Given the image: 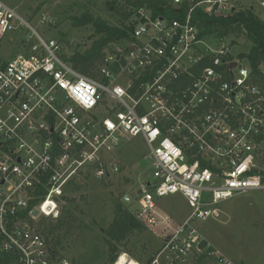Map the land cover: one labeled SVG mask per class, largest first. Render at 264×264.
Here are the masks:
<instances>
[{
    "label": "built area",
    "instance_id": "built-area-1",
    "mask_svg": "<svg viewBox=\"0 0 264 264\" xmlns=\"http://www.w3.org/2000/svg\"><path fill=\"white\" fill-rule=\"evenodd\" d=\"M242 1L172 0L177 17L141 9L131 38L91 68L94 78L63 59L60 41L36 32L23 54H0V245L16 264H77L53 249L41 222L60 218L83 174L119 172L109 155L139 137L153 178L124 203L152 225L160 224L156 199L179 194L191 210L152 264H197L203 256L234 264L195 223L223 202L264 191V64L255 72L223 41L202 37L193 19L197 8L224 16ZM16 19L0 0V42Z\"/></svg>",
    "mask_w": 264,
    "mask_h": 264
},
{
    "label": "rangeland",
    "instance_id": "rangeland-1",
    "mask_svg": "<svg viewBox=\"0 0 264 264\" xmlns=\"http://www.w3.org/2000/svg\"><path fill=\"white\" fill-rule=\"evenodd\" d=\"M1 1L19 17L14 20V29L0 42V54L10 59L23 54L24 44L29 36L36 37L35 32L45 41H60L63 55L70 56L77 49L83 50L91 42L92 28H77L74 23L85 13L102 18L110 26L121 27L120 15L111 4L112 0ZM117 7L122 9L123 5ZM236 7L253 8L264 21L262 0H244ZM134 19L135 16L125 25L132 24ZM231 41L226 39L221 45L230 46L234 54L249 52L250 44L244 39L236 40V46H231ZM120 42L110 44L105 51L118 48ZM148 155L149 148L141 137L122 140L109 155L111 161L118 163L119 172L103 179L96 178L94 173H85L69 186L66 196L75 202L63 201L61 211L78 206L81 212H77L79 220L72 230L59 233L58 251L61 254L77 264H108L105 230L112 223L117 206L134 211L133 206L124 203V197H135L140 181L152 180V163ZM215 209L211 219L195 223L205 239L234 264H264V191L236 196ZM190 211L186 199L179 194L156 199L154 213L169 225H152L146 219L142 220L145 230L134 234L120 248L114 264L123 254L136 264H150L166 237L174 233ZM206 264L214 263L207 261Z\"/></svg>",
    "mask_w": 264,
    "mask_h": 264
},
{
    "label": "trees",
    "instance_id": "trees-1",
    "mask_svg": "<svg viewBox=\"0 0 264 264\" xmlns=\"http://www.w3.org/2000/svg\"><path fill=\"white\" fill-rule=\"evenodd\" d=\"M172 0H112L111 4L120 15L121 27L110 26L100 17L92 13H85L77 19L74 25L77 28L91 26L92 35L90 41L92 46L85 45L83 50L77 49L72 55H63L68 62L80 74L94 78L91 68L103 58L105 49L115 42L130 39L134 30V23L125 25L141 9H150L154 16L169 15L178 16V10L171 6ZM120 4L122 9L118 8ZM188 9V4L183 6ZM182 10V9H181ZM183 11V10H182ZM194 24L198 27L201 36L220 41L232 39L231 44L236 46V40L244 39L250 44V50L241 57L247 59L255 72H259L264 64V21L254 12L253 8H235L230 14L217 16L205 13L203 8H197L194 12ZM264 151V150H263ZM260 163L264 175V153ZM65 202L72 204L75 199L64 197ZM77 212H81L78 206L73 209H63L58 220H43L41 229L43 234L51 240L53 249L58 251L61 244L59 233L70 231L78 223ZM145 230V225L139 221L132 211H128L121 205L115 209L114 219L105 230V239L108 247V264H114L119 256L120 248L136 233ZM206 257L203 256L198 264H206ZM17 256L13 253H6L0 245V264H16ZM153 260L150 264H152Z\"/></svg>",
    "mask_w": 264,
    "mask_h": 264
},
{
    "label": "bare ground",
    "instance_id": "bare-ground-1",
    "mask_svg": "<svg viewBox=\"0 0 264 264\" xmlns=\"http://www.w3.org/2000/svg\"><path fill=\"white\" fill-rule=\"evenodd\" d=\"M117 264H136L134 261H130L127 257V255L123 254L120 256Z\"/></svg>",
    "mask_w": 264,
    "mask_h": 264
},
{
    "label": "crops",
    "instance_id": "crops-1",
    "mask_svg": "<svg viewBox=\"0 0 264 264\" xmlns=\"http://www.w3.org/2000/svg\"><path fill=\"white\" fill-rule=\"evenodd\" d=\"M158 218V217H157ZM184 219H186V218H184ZM183 219V220H184ZM158 220H159V222H160V224H162V225H169V223L167 222V221H165V220H160L159 218H158ZM183 220H181V222L180 223H182L183 222ZM166 222V223H165ZM179 223V224H180ZM168 237H166V239H167ZM206 263H207V261H206ZM198 264V263H197Z\"/></svg>",
    "mask_w": 264,
    "mask_h": 264
},
{
    "label": "water",
    "instance_id": "water-1",
    "mask_svg": "<svg viewBox=\"0 0 264 264\" xmlns=\"http://www.w3.org/2000/svg\"><path fill=\"white\" fill-rule=\"evenodd\" d=\"M76 10V9H75ZM75 10H74V12H73V16L75 15ZM88 46H89V48L92 46V43L91 42H89L88 43ZM232 67H235V64L234 65H232ZM2 185L4 184V181L1 183ZM38 215V213L37 212H35V216H37ZM168 240V239H167Z\"/></svg>",
    "mask_w": 264,
    "mask_h": 264
}]
</instances>
